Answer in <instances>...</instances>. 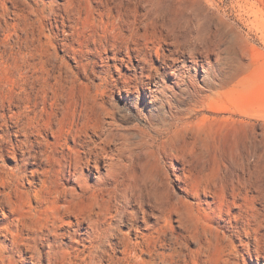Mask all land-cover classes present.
<instances>
[{
	"label": "rangeland",
	"instance_id": "rangeland-1",
	"mask_svg": "<svg viewBox=\"0 0 264 264\" xmlns=\"http://www.w3.org/2000/svg\"><path fill=\"white\" fill-rule=\"evenodd\" d=\"M43 1L46 5L40 2L38 6L46 9L43 14L33 16L29 27L18 28L24 41L18 42L16 33L12 34L11 43L4 40L7 33L0 23V41L14 45L6 44L4 48L8 55L16 52V58L10 59L19 68L14 74L0 71V90L6 102L0 96L4 104L0 105V125L5 123L13 142L25 139L24 132L31 131L29 135L35 144L31 150L33 165L29 168L39 167L35 164L38 158L40 167L48 166L40 153L44 147L36 142L38 121L48 120L54 130L60 131L81 117L88 127L98 129L97 135L89 133L92 140L110 139L109 144H103L101 171L114 168L120 180H131L144 194L145 202L129 206L141 216V222L133 228L135 232L151 233L143 220L146 210L148 225L154 227L151 231H165L172 243L177 233L190 236L180 237L176 243L181 257L166 245L159 247L165 255L141 254L139 264H227L232 242L240 243L235 238L227 241L223 236L225 230L234 235L233 227L224 226L216 217L207 220L199 211L188 209V225L181 226L177 222L178 213L164 202L167 194L179 204L180 198L185 197L175 176L182 171L181 163L166 140L172 136L186 147L192 168L243 169L257 163V168L264 169V0H184L199 14L202 24L195 29L200 32L199 38L182 43L164 41L163 51L170 55L167 63L155 56L148 64H138V58L134 57L132 63L144 66L146 72L155 69L162 72L157 83L150 84L139 83L135 78L140 67L136 71L120 61L122 57L128 58L125 51L118 59L110 51L103 53L105 59H101L98 47L102 30L94 24L92 10L102 6L95 0H81L80 18H76V11L67 14L63 7L52 8L51 0ZM136 4L134 7L143 11L144 4ZM33 5L37 8L35 2ZM196 34L191 35L197 37ZM8 82L18 85L16 94L9 90ZM24 124L31 128L24 129ZM0 133L1 139L4 131ZM42 136L49 141L55 139L50 132ZM66 143L73 144L71 140ZM15 163L13 157L0 158V168H13ZM55 168L67 167L63 164ZM97 174L95 169L91 182ZM263 202L260 206L264 211ZM124 205V198L113 201L114 207ZM241 224L239 221L238 229ZM114 225L131 236L134 232L119 220ZM66 241L65 238L63 242ZM122 255L119 250L117 256ZM24 259L19 263L34 264Z\"/></svg>",
	"mask_w": 264,
	"mask_h": 264
},
{
	"label": "bare ground",
	"instance_id": "bare-ground-1",
	"mask_svg": "<svg viewBox=\"0 0 264 264\" xmlns=\"http://www.w3.org/2000/svg\"><path fill=\"white\" fill-rule=\"evenodd\" d=\"M32 1L37 4V8ZM32 1L0 0V23L7 33L4 40L10 42L13 33L18 35V42L25 40L18 28L28 26L33 16L39 17L46 10L38 7L40 2L46 5L45 1ZM55 2H49L52 8L63 7L67 14L76 11V18H80L81 11L78 10L81 0H66L63 4ZM95 2L102 6L92 10L93 22L102 30L98 47L101 59H105L103 53L109 51L118 59V55L125 51L128 58L122 57L120 61L137 71L140 65L132 63L134 57L138 58V64H148L155 56L165 63L170 60V55L163 51L164 41L172 39L182 43L199 38L200 32L195 30L202 24L199 14L194 8L188 7L184 0ZM113 2L115 5H112ZM136 3L144 4L143 11L134 7ZM193 28L196 32H193ZM192 33H197V37H193ZM9 42L0 41V71L13 73L18 65L10 59L16 56V52H8L12 53L8 55L4 48L6 44L14 47ZM140 69L139 74H134L139 83H157L158 75H162L160 69L147 72L144 66ZM13 82H8V87L16 94L18 85ZM0 96L4 103L5 97L1 90ZM1 100L0 105L4 107ZM53 126L48 120L35 124L38 131L36 142L44 147L40 153L48 166L40 167L38 158L35 164L39 167L29 168L31 158H34L31 150L35 144L29 135L31 131L24 132L25 139L13 142L5 123L0 125V130L4 131L0 139V158L13 157L16 161L13 168H0V240L3 241L0 244V264H20L25 261L24 258L34 264H119L123 261L139 264L141 254L149 253L151 257L159 253L165 255L159 247L166 245L171 246L174 254L181 257V250L176 243L180 237L190 238L187 236L189 234H175L172 243L167 239L165 231H151L154 227L148 225L146 210L143 220H146L145 226L151 233L147 235L133 229L141 222V216L138 210H130L129 206L133 202L142 204L145 197L134 182L120 180L114 168L101 171L105 149L103 144L110 143L109 137L101 142L92 140L89 133L97 135L98 129L88 127L81 117L73 120L66 130H54ZM23 127L31 128V125L24 124ZM44 132L52 133L54 141L43 137ZM66 140H71L73 144L67 145ZM166 142L170 143L174 157L181 163L179 169L182 170L181 173H175V176L179 180L178 188L185 197L180 198V204L170 194L164 197L171 211L178 213L177 222L181 226L188 225L187 209L199 211L207 220L216 217L219 222L225 223L224 226L234 228V235L225 230L224 238L230 242L232 238L240 241L237 245L232 242L227 264H264V211L260 206L264 200V169L257 168L255 163L252 168L199 170L192 168L186 147L178 144L172 136ZM63 164L67 168H55ZM95 169L98 174L96 180L91 182ZM120 197L124 198L126 205L114 207V199ZM118 220L134 230L132 236L115 227ZM239 221L242 222L240 229ZM65 238L67 243L63 242ZM119 250L123 255L118 257Z\"/></svg>",
	"mask_w": 264,
	"mask_h": 264
}]
</instances>
